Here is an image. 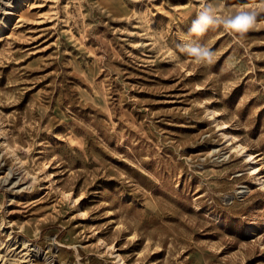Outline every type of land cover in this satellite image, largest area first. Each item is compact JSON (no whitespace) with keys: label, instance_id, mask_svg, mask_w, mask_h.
Listing matches in <instances>:
<instances>
[{"label":"rangeland","instance_id":"374dc122","mask_svg":"<svg viewBox=\"0 0 264 264\" xmlns=\"http://www.w3.org/2000/svg\"><path fill=\"white\" fill-rule=\"evenodd\" d=\"M205 3L256 23L190 36ZM26 254L264 264V0H0V264Z\"/></svg>","mask_w":264,"mask_h":264},{"label":"clouds","instance_id":"9594fccd","mask_svg":"<svg viewBox=\"0 0 264 264\" xmlns=\"http://www.w3.org/2000/svg\"><path fill=\"white\" fill-rule=\"evenodd\" d=\"M257 13L254 10L240 11L227 17L216 14V10L206 3L201 8L195 20L189 29V35L195 37L203 36L209 28L222 26L224 31L239 42L242 37L256 23ZM181 51L187 53L193 59V62L200 65L204 63L211 64L213 53L206 47L197 43L184 46Z\"/></svg>","mask_w":264,"mask_h":264},{"label":"bare ground","instance_id":"6f19581e","mask_svg":"<svg viewBox=\"0 0 264 264\" xmlns=\"http://www.w3.org/2000/svg\"><path fill=\"white\" fill-rule=\"evenodd\" d=\"M247 157H248V159H249V161H253L254 160V158L252 157V155H247ZM260 169L259 168H256V167H252L251 168V172L254 174V173H257L258 171H259ZM20 245L22 246V250H26L27 252H32V253H35V256L37 255V253L39 254L40 252H39V250L38 249H36V248H34V247H32L31 245H29L28 243H26V241L25 240H21V242H20ZM15 247H17V246H15ZM13 249V248H12ZM26 251H25V253H26ZM15 255V254H14ZM18 255V254H17ZM24 255V254H23ZM19 256V255H18ZM35 256H34V258H35ZM1 257V256H0ZM24 257V256H23ZM20 258H21V256H20ZM26 258H28L27 259V261L29 262V264H32L33 263V260H32V256H28L27 254H26V256L24 257V259H26ZM115 258L117 259L116 261H117V264H127L125 261H124V259H123V257L120 255V254H116L115 255ZM45 260H48V258H46ZM20 261H22V260H20ZM51 262L52 261H48V264H51ZM26 263V262H25Z\"/></svg>","mask_w":264,"mask_h":264}]
</instances>
